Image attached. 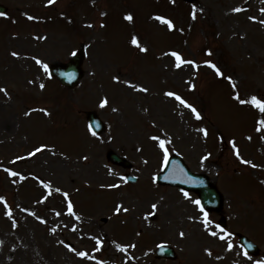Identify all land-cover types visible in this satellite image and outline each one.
I'll list each match as a JSON object with an SVG mask.
<instances>
[{"label": "rangeland", "instance_id": "rangeland-1", "mask_svg": "<svg viewBox=\"0 0 264 264\" xmlns=\"http://www.w3.org/2000/svg\"><path fill=\"white\" fill-rule=\"evenodd\" d=\"M0 4L8 8L0 16V87L9 94L0 92V195L13 205L19 222L13 229L0 204V264H96L76 257L58 239L108 264H125L128 256L133 257L128 264H233L235 260L252 264L236 255L241 251L237 233L255 242L264 254V167L241 164L229 143L235 139L245 159L264 166V131H255L258 114L238 105L228 81L217 79L212 69L203 65L198 70L190 65L175 69V59L162 55L173 50L198 63L211 59L233 77L242 97L264 95V26L248 19H264L259 11L264 8L261 0H194L190 4L180 0L175 4L171 0H55L52 5L47 0H0ZM193 4L197 7L195 20L191 18ZM236 6L246 10L232 13ZM126 12L133 13V23L123 20ZM25 13L37 19L29 20ZM155 15L172 19L175 28L169 30L152 19ZM101 23L106 26L101 28ZM132 35L149 49L147 53L130 44ZM36 36L47 39L37 40ZM80 43L86 47L84 76L74 90L50 79L30 59L35 55L49 65L64 63ZM209 48L213 51L210 57L206 56ZM12 51L20 52V57H12ZM113 76H119L121 83L113 81ZM189 79L196 84L195 91L189 89ZM124 80L140 83L149 92H135ZM41 82L46 85L43 90ZM168 90L188 99L203 119L196 120L189 110L177 107L163 95ZM103 96L110 105L102 109L98 101ZM113 107L119 111L113 112ZM39 108H47L51 115L40 111L24 115ZM88 111H95L105 123L103 136L88 132ZM207 125L210 135L205 140L196 129ZM165 133L172 139L170 154L180 155L192 172L206 175L223 194L222 212L211 218L225 220V227L233 233L232 252L225 251L222 241L205 235L199 223L187 219L197 210L180 190L153 185V175L162 169V157L149 137L164 138ZM217 141L222 143L213 145ZM41 144L48 148L28 157ZM109 150L132 164L130 173L139 179L136 185L121 183L125 171L106 161ZM206 152L212 155L201 167L200 157ZM85 155L87 161L82 159ZM17 156L25 159L12 163ZM4 168L28 178L9 176ZM109 169L113 175L108 174ZM33 176L67 191L81 221L66 215L57 218L49 210L65 207L61 194L54 193L45 204L35 203L45 190ZM113 183H121V187H100ZM117 203L129 211L115 214ZM152 203L158 204L156 215L145 220ZM17 204L43 215L47 226L21 213L14 207ZM53 222H74L79 231L61 227L51 235L47 229ZM181 230L186 233L183 239ZM92 236L103 240L99 252L93 251ZM166 240L174 241L168 243L176 249L175 262H159L150 254L158 241ZM113 241L136 247L123 253ZM206 246L213 249L212 257L204 253ZM260 259L264 257L253 258Z\"/></svg>", "mask_w": 264, "mask_h": 264}, {"label": "snow or ice", "instance_id": "snow-or-ice-1", "mask_svg": "<svg viewBox=\"0 0 264 264\" xmlns=\"http://www.w3.org/2000/svg\"><path fill=\"white\" fill-rule=\"evenodd\" d=\"M261 2L264 3V0H261ZM54 3H55V0H47V5H52ZM171 3L175 4L176 0H171ZM245 10L246 9L244 7H240V6H236V7L231 8L232 13H241V12H244ZM199 11L203 12V9H200ZM259 11L262 15H264V8H260ZM4 15H6V14L3 12H0V16H4ZM25 15L27 16V19H29V20L37 19V17H34V16L29 15L27 13H25ZM101 15L104 16V15H107V13H101ZM122 18L124 21H127L129 23L134 22V15L132 12L124 13ZM191 18L193 20H195L197 18L196 4L192 5ZM152 19L158 21L159 23H161L163 25H166L169 30H173L175 28L173 20L165 17L164 15H155L152 17ZM248 19L250 21H253V22H258L260 25L264 26V19H259L256 16H249ZM86 26L89 28L93 27L92 24H87ZM105 26L106 25L104 23H101V25H100L101 28H103ZM180 31H183V29H180ZM35 39L43 40V39H47V37L46 36H36ZM130 44L132 46L138 48L139 51L143 52V53H147L149 50L146 46L141 44L140 39L136 35L131 36ZM89 47H91V46H89ZM20 55L21 54L18 51H12L11 52L12 57L19 58ZM69 55L76 56L77 50L76 49L71 50L69 52ZM162 55L170 56V57H173L175 59V63L173 65V67L175 69H181L185 65H190L194 69L198 70L203 65V66H206V67L212 69L215 76L226 79L228 81V83L230 84L231 89L233 90L232 99L238 105L245 106V107L249 108L250 110H254L258 114L259 118L255 120V131L256 132L264 131V95L250 94L247 97H242L241 93L237 90L238 85H237V82L233 79V77L231 75H225V72L222 71L221 68L217 65V63L213 62L211 59H204L203 61L198 63L194 59H185L182 56V54L178 51H169V52L163 53ZM212 55H213L212 49H210V48L207 49L206 50V56L210 57ZM30 59L33 60L35 62V64L37 66H39L40 69L43 70V73L45 75H47L49 78H51L52 74L49 70V64L45 60H43L40 57L35 56V55L31 56ZM63 75L69 81L75 79V76H76V74L74 72H67V73H64ZM92 75H95V73H92ZM112 79H113V81H115L117 83H121L119 76H113ZM29 83L34 84L35 80H30ZM122 83L125 84L128 88L132 89L135 92H142V93H148L149 92V88L140 84V83H134L131 80H124V81H122ZM186 83H187L190 90H192V91L196 90V84L193 83L191 79L186 81ZM45 87H46V85L43 82L39 83V88L41 90L45 89ZM0 92H3L5 96L9 95L6 88L0 87ZM163 95L167 98H171L175 102L177 107L185 108V109L189 110V112L194 116V118L196 120H202L203 119L201 111L198 110V108L196 106H194L192 103H190L188 101V99H186L184 96L180 95L177 91L168 90V91H165L163 93ZM98 104H99V107L103 109V108H106L110 105V100L107 96H103L99 99ZM33 111L43 112L44 115H46V116L51 115L50 111L47 108L31 109V110L25 112L24 115L28 116ZM112 111L118 112L119 109L116 107H113ZM144 111H148V109H144ZM181 115H183V113H181ZM152 123H153V125H155L154 121ZM99 126H100L99 122H97L96 124L90 123L87 125V130L93 137H95L97 135V133L94 131V128L99 127ZM196 131L201 133L205 140L210 135L209 129L207 127L197 128ZM246 138L248 140H252L251 136H248ZM149 139L155 142V147L157 148L158 152L161 154L162 169L167 168L169 163H170V150L169 149H170V146L172 144V139L169 138L166 133L164 135V138H161L160 135H152L149 137ZM261 139H264V136H262ZM229 143L231 145L233 155L236 157L237 160L240 161L241 164L248 165L251 168L264 167V166L253 163L249 159H245L241 155V151H240L239 147L237 146L235 139L231 140ZM46 148H48V146L44 145V144H41L38 147H34L33 150L28 153V157L35 156L37 153H41ZM137 151H142V149L137 148ZM53 154H55V153H53ZM211 155H212L211 152H206L205 154H203L200 157L201 167H203V164L205 161L209 160ZM23 159H25V157L17 156L12 161V163H16L17 161L23 160ZM82 159L84 161H87L89 158H88V156L85 155L82 157ZM143 163L147 164L148 160L145 159L143 161ZM3 170L6 173H8L9 176L19 177L21 180H25L28 178L26 176H23L21 173H19L17 171H13L11 168H4ZM179 172L184 177L183 183L193 184V185H203L205 183L204 180H202V179H197V178H194V177L188 175V173L186 171H184L182 168L179 170ZM108 174L113 175V172L111 169H109ZM33 178L35 180H37L38 183L45 190L41 194V197L37 201H35V203L45 204L53 196L54 193L61 194L63 199H64L65 207L62 208L61 210H56V209H49V210L52 211L53 214L57 218L61 217L62 215H66L68 217L73 218L74 221H81V216L78 215L77 211L75 210V205H74V203H73L72 199L70 198V195L67 191L62 190L60 187L53 188L51 181H46L44 179H41L39 176H33ZM156 178L157 177L154 174L152 177L153 182H155ZM120 181H121V183H127L128 177L121 176ZM12 182L16 183L15 180H13ZM121 183H113V184H108V185L101 184L100 187L101 188H105V187H107V188H119V187H121ZM261 183H264V181H261ZM180 191H181L183 198L185 200L189 201L192 205H194L196 210H197V214L190 215V216H188L187 219L193 223H199V225H200L202 231L205 233V235H207L210 238H214L217 241H222L224 243V246H225V251L232 252L233 248H234V245L232 243L233 233L229 229H227L225 226L214 221L211 218L210 212L208 210H206L205 205L201 199L194 198L188 191H185L184 189H181ZM161 199H163V198L161 197ZM0 204H3V209H4L3 215L9 219V221L11 222V227L13 229L18 228L19 222H18L17 217L14 215L13 205H10L8 203L6 197L3 195H0ZM14 207L17 208L21 213H26L27 216L34 218L40 224L47 226L48 220L43 215L38 214L36 211L31 210L27 206H21V205L17 204ZM150 207H151L152 211L147 212L144 215L145 220H147L149 216L154 217L156 215L157 210H158V204L157 203H152ZM128 211H129V208L125 207V205L123 203H117L114 206V212L117 215H119L121 212L127 213ZM61 227H64V228L70 227V230L74 233L79 231L77 224L74 222L71 223V225H69V224H63L62 225L60 223L53 222V226L49 227L47 230H48L49 234L55 235L56 232L58 231V229ZM179 236H180V238L183 239V238H185L186 233L183 230H181L179 232ZM91 239L95 241V245H96V247H94L93 251L99 252L101 250L102 245H103V240L99 236H92ZM56 242L59 245L66 248L67 251L73 253L76 257H79L81 260H94V261H96V264H108L107 261L98 260L95 255L90 254L87 250H78L71 243H66L64 240L58 239ZM2 243H3V241H0V244H2ZM113 243L116 244V249L118 251L123 252V253H127L129 248H135L136 247V244H134V243L133 244H119V243H116L115 241H113ZM241 247L243 250L240 252H237L236 253L237 256H243L245 259L251 261L252 264H264V259L253 260V258L249 255L248 249L253 247L252 244H248L246 246H241ZM203 251L208 257L213 256V249L210 246L204 247ZM131 259H133V257H131V256L126 257L125 264H128V262ZM216 259L219 260V259H221V257L216 256ZM233 264H240V262H239V260H235V261H233Z\"/></svg>", "mask_w": 264, "mask_h": 264}, {"label": "water", "instance_id": "water-1", "mask_svg": "<svg viewBox=\"0 0 264 264\" xmlns=\"http://www.w3.org/2000/svg\"><path fill=\"white\" fill-rule=\"evenodd\" d=\"M187 2H192L193 0H185ZM6 8L0 5V12H5ZM84 49L83 46L80 47L79 51L77 52L76 56H72L69 61L65 64H53L50 67V72L51 76L56 78L63 86L67 88H73L75 85H77L78 80L82 77V70H81V64L84 58ZM67 72H74L76 74L75 79L69 81L68 79L65 78L63 75L64 73ZM88 121L91 124H96L99 122L93 114H89L88 116ZM100 125V123H99ZM95 132H100L101 131V125L99 127L94 128ZM109 159L118 165L122 166H127L125 161L123 159L118 158L116 155L111 154L109 156ZM183 169L188 173V175L197 178V179H202L204 180L203 185H193V184H186L183 183L184 177L180 174L179 170ZM158 182H164V183H170L174 184L177 186H181L185 188L186 190H192L198 193L200 199L205 205V208L207 210H214V211H219L220 205H221V197L219 194L216 193L215 188L212 187L211 185L208 184L207 180L205 177L201 175H193L191 174L187 168L182 164V162L179 160L178 157H173L170 159V163L167 168L164 169L163 173L160 174L157 177ZM239 242L243 246L248 245V241L244 238L239 236ZM254 247H252L253 249ZM251 252V249H248ZM156 253H161L162 255H165V257L173 259L174 258V253L172 250L167 249V248H159ZM254 253V252H253Z\"/></svg>", "mask_w": 264, "mask_h": 264}, {"label": "flooded vegetation", "instance_id": "flooded-vegetation-1", "mask_svg": "<svg viewBox=\"0 0 264 264\" xmlns=\"http://www.w3.org/2000/svg\"><path fill=\"white\" fill-rule=\"evenodd\" d=\"M168 242H174V241L171 240V241H168Z\"/></svg>", "mask_w": 264, "mask_h": 264}]
</instances>
